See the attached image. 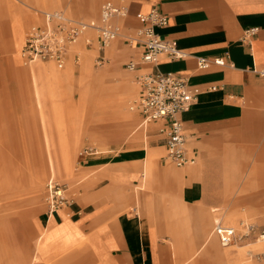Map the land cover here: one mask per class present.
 Instances as JSON below:
<instances>
[{
  "label": "crops",
  "instance_id": "1",
  "mask_svg": "<svg viewBox=\"0 0 264 264\" xmlns=\"http://www.w3.org/2000/svg\"><path fill=\"white\" fill-rule=\"evenodd\" d=\"M1 2L6 7L11 36L0 32V65L8 60L20 64L28 21L22 7L28 8L33 2L37 6L58 4L59 0ZM95 2L88 0L90 11ZM127 8L128 15L119 20L124 21L117 39L122 46H111L107 54L116 64L127 60L124 70L129 62L136 66L127 70L131 73L120 77L115 85L105 86V75L93 73L86 59L81 72L88 83L80 90L79 104L109 121L98 127L107 135L98 132L93 135L96 142H102L105 137L118 136L132 124L126 107L136 91L134 102L139 98L144 75L174 73L186 79L192 88L199 90V95L178 119L183 125L188 154L195 164L175 170L167 166L164 157L156 161L157 152L164 149L158 131L166 123L142 125V115L135 111L139 123L129 132L130 141L146 143L147 134L157 140L150 147L146 144L145 148L121 150L83 164L82 169L94 173V181L100 183L86 191L80 189L77 200L70 206L46 213L37 224L40 234L35 253L41 264H187L193 256L187 253L191 250L204 251L206 257L229 256L218 248L213 233L207 238L203 235L209 225V209L224 202L225 162L241 153L242 138L253 143L264 138V82L255 72L264 68V0H138ZM152 9L168 19L167 26L155 28L158 37L190 57L176 61L161 57L156 64L141 62L143 45L130 44L128 39L144 26L136 16ZM44 14L41 13L40 21ZM251 28L258 30L248 42H242L244 31ZM85 37V43L89 41L85 47L92 48L88 35ZM95 39L99 48L95 65L99 57L105 65L106 48L101 50ZM70 55L71 50L67 61ZM194 56L223 57L232 67L213 66L201 71ZM4 73L23 78L26 83L22 96L31 101L26 115L35 120L40 134L41 144L35 151L40 162L46 158L51 171L69 170L73 148L60 147L59 152L51 148L53 130L59 131L54 97L73 76V69L68 65L57 72L47 65L26 73L10 67ZM0 122L13 123L16 118L0 114ZM138 130L141 133H136ZM5 147L8 149L1 154L12 155L8 141ZM4 165L10 167L8 160L4 159ZM145 185L151 191L141 195ZM133 186H140L136 201ZM224 218L230 226L235 225L236 215L231 211ZM194 245L198 247L195 249ZM5 253L0 249V257Z\"/></svg>",
  "mask_w": 264,
  "mask_h": 264
},
{
  "label": "rangeland",
  "instance_id": "2",
  "mask_svg": "<svg viewBox=\"0 0 264 264\" xmlns=\"http://www.w3.org/2000/svg\"><path fill=\"white\" fill-rule=\"evenodd\" d=\"M1 1L0 32L9 37L11 36L10 22L5 14V4ZM105 1L131 6L138 0H96L93 11L89 10L88 0H59L58 4L56 2L46 6H37L33 2L28 8L22 7L28 14L25 34L31 26L43 24V21H40L43 12L62 11L69 18L76 20L85 22L96 20L99 18L101 5ZM123 22L118 20L117 24L121 27ZM52 28H54L53 25ZM123 32H126L124 28ZM86 35L93 43V47L90 49L85 47L86 37L79 40L71 49L69 60L61 69L50 62L27 65L22 61L23 58L20 64L8 60L4 64L6 66L0 65V114H11L16 118V122L13 123L0 122V249L6 252L2 255L3 257H0V264H41L35 253V244L40 234L37 224L48 213L45 199L46 184L50 178L59 184L66 185L70 200L75 201L80 189L86 191L100 183L94 181L96 177L94 173H86L82 169L85 162L95 161V158L106 155H114L121 150L145 148L146 144L150 147L157 140V137L148 134L146 143L142 140L133 142L129 139V132L136 129L139 123L138 114L131 109L137 97L136 91L126 107L132 119L130 127L116 137L109 135L111 140L105 137L102 142H96L93 135L97 132L107 135V132L101 131L98 127L109 121L104 118V115L79 104L80 90L88 83L81 68L87 59V64L93 73L105 75V86L115 85L120 77H126V74L131 72L124 70L123 64L127 60L116 64L107 54L111 46L115 44L122 46V41L115 40L106 48L105 54L108 60L105 65L98 67L94 61L99 49L95 42L96 36L92 31H88ZM75 54L79 56L77 63L73 58ZM47 65L57 72L64 71L68 65L73 69V76L69 81L64 82L61 93L54 97L53 102L58 110L56 123L59 131L56 128L53 130L51 148L58 152L60 147L73 148L75 152L71 157L69 170L58 171L56 168L54 171L49 170L45 157L44 161L40 162L38 155L35 154L37 146L41 144L40 134L35 120L26 115L31 107V101L26 96H22L26 83L23 78L11 77L4 73L10 67L29 73L32 68L38 70ZM112 130V132L116 131ZM136 133H141V130ZM113 137L115 138L112 139ZM5 141H8L11 146L12 155L1 154L3 150L8 149L5 147ZM240 152L239 155L234 156V159H228L225 162L227 171L224 181V202L209 209V225L203 235L204 238L210 236L215 222L230 226L224 218V214L228 211L236 215L235 225L232 226L234 228H238L241 223L264 228V138L258 139L255 143L248 138H242ZM164 155L162 148L157 152L155 160H162ZM3 158L8 160L11 168L4 165ZM166 164L175 170L183 169L176 168L169 162ZM142 188L141 195L149 194L151 191L147 185ZM137 189H140V186L132 188L135 201L136 196L140 195ZM136 206L137 204L135 209ZM213 238L215 239L214 235ZM216 243L219 249L228 253V257H206L203 256L204 251L191 250L187 253L193 256L187 264H264V255H261L264 253V243L257 241L255 237L242 239L227 247H222L217 239ZM198 245H194V248L196 249Z\"/></svg>",
  "mask_w": 264,
  "mask_h": 264
},
{
  "label": "built area",
  "instance_id": "3",
  "mask_svg": "<svg viewBox=\"0 0 264 264\" xmlns=\"http://www.w3.org/2000/svg\"><path fill=\"white\" fill-rule=\"evenodd\" d=\"M127 15V6L115 4L112 1L103 2L99 18L88 22L72 21L58 11L45 13L43 24L30 27L25 35V43L21 50L24 64L50 62L59 69L63 68L72 47L81 38H84L88 31L94 32L99 47L103 50L119 38L121 28L116 21L125 18ZM136 17L144 26L128 41L130 44L140 42L143 45L144 52L141 56L143 64H156L161 57L171 61L190 57L175 45L160 39L156 34L155 28L165 27L168 24V19L164 14L152 9L149 13L138 14ZM257 30V28L245 30L242 42H248ZM78 59V56H75L74 62L77 63ZM194 59L197 69L201 71L213 66L223 67L227 65L232 67V64L223 57L194 56ZM103 65L104 59L102 57L97 58L96 66ZM135 66L134 62H129L125 67L132 71ZM255 72L264 82V68ZM141 85L142 92L131 109L142 115V125L153 122L166 123L158 131L165 149L164 160L177 168L194 165L195 159L188 154L183 125L178 116L191 108L197 100L199 90L192 88L186 79L174 73L144 75L141 78ZM67 191L66 185L57 183L53 178L48 180L45 199L48 214L70 206L72 201ZM212 233L217 237L222 247H227L250 237H255L257 241L264 243V228H257L248 223H241L238 228H234L215 222Z\"/></svg>",
  "mask_w": 264,
  "mask_h": 264
},
{
  "label": "bare ground",
  "instance_id": "4",
  "mask_svg": "<svg viewBox=\"0 0 264 264\" xmlns=\"http://www.w3.org/2000/svg\"><path fill=\"white\" fill-rule=\"evenodd\" d=\"M24 43H25V38H24ZM21 57H22V55H21ZM56 157H57V155H56ZM59 161H60V160H59ZM60 168H62V167H60ZM62 169H63V168H62ZM62 169H61V170H62Z\"/></svg>",
  "mask_w": 264,
  "mask_h": 264
}]
</instances>
